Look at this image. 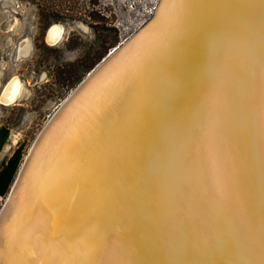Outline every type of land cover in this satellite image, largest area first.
Wrapping results in <instances>:
<instances>
[{"label":"bare ground","instance_id":"bare-ground-1","mask_svg":"<svg viewBox=\"0 0 264 264\" xmlns=\"http://www.w3.org/2000/svg\"><path fill=\"white\" fill-rule=\"evenodd\" d=\"M157 13L40 131L0 264H264V0Z\"/></svg>","mask_w":264,"mask_h":264},{"label":"rangeland","instance_id":"rangeland-1","mask_svg":"<svg viewBox=\"0 0 264 264\" xmlns=\"http://www.w3.org/2000/svg\"><path fill=\"white\" fill-rule=\"evenodd\" d=\"M159 1L0 0V98L13 78L22 84L15 102L0 99V134L9 131L18 145L11 168L0 170V211L46 122L88 73L152 16ZM52 24L63 27L53 44L46 34ZM76 62L81 67L74 85L63 84L60 70Z\"/></svg>","mask_w":264,"mask_h":264},{"label":"water","instance_id":"water-1","mask_svg":"<svg viewBox=\"0 0 264 264\" xmlns=\"http://www.w3.org/2000/svg\"><path fill=\"white\" fill-rule=\"evenodd\" d=\"M162 0L159 1L157 7L155 8V11L153 12L152 16L138 29L130 38H127L124 40L121 44H119L117 47H115L98 65H96L89 73L88 75L77 85V87L66 97L65 101L58 107L56 112L52 115V117L49 119L48 122L45 124V128L38 137L42 136V134L48 129L49 125L53 122L55 117L60 113V111L65 108L67 103L72 100V98L85 86V84L90 81L98 72L102 70L106 65H108L116 56H118L135 38H137L141 33L146 31V29L153 23L157 16V10L161 5ZM53 25V24H52ZM50 25L46 31V34L48 33L49 29L51 28ZM37 142V141H36ZM19 179V178H18Z\"/></svg>","mask_w":264,"mask_h":264},{"label":"crops","instance_id":"crops-1","mask_svg":"<svg viewBox=\"0 0 264 264\" xmlns=\"http://www.w3.org/2000/svg\"><path fill=\"white\" fill-rule=\"evenodd\" d=\"M11 137L12 134L9 131L0 134V170L11 168V164L15 161L12 160V156L18 148V145L15 142L12 143Z\"/></svg>","mask_w":264,"mask_h":264},{"label":"trees","instance_id":"trees-1","mask_svg":"<svg viewBox=\"0 0 264 264\" xmlns=\"http://www.w3.org/2000/svg\"><path fill=\"white\" fill-rule=\"evenodd\" d=\"M43 17H47L50 19V14L49 13H44L43 12ZM81 64L80 62H76L72 65H70V67L66 68H62L59 72V76H60V80L63 84H67L68 82L71 84H67V85H74V83L72 84V82L74 81L75 77L78 75L79 70H80Z\"/></svg>","mask_w":264,"mask_h":264}]
</instances>
